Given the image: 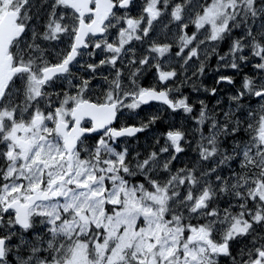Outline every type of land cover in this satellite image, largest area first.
Here are the masks:
<instances>
[{"label":"snow or ice","instance_id":"snow-or-ice-1","mask_svg":"<svg viewBox=\"0 0 264 264\" xmlns=\"http://www.w3.org/2000/svg\"><path fill=\"white\" fill-rule=\"evenodd\" d=\"M0 264H264V0H0Z\"/></svg>","mask_w":264,"mask_h":264}]
</instances>
